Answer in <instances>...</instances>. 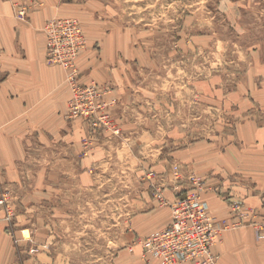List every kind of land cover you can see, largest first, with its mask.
Returning a JSON list of instances; mask_svg holds the SVG:
<instances>
[{
    "label": "rangeland",
    "instance_id": "1",
    "mask_svg": "<svg viewBox=\"0 0 264 264\" xmlns=\"http://www.w3.org/2000/svg\"><path fill=\"white\" fill-rule=\"evenodd\" d=\"M64 2L94 48H106L114 59L115 73H126V137L122 118L113 119L108 110L116 136L92 132L82 122L81 158L92 155L99 140L104 143L105 160L92 180L55 194L24 187L6 192L11 221L0 208L16 247L15 264H128L136 248L143 260L138 240L157 230L148 232L154 223L149 220L140 232L133 218L151 202V209H165L153 200L148 174L161 176L169 200L174 174L182 194L191 188V176L202 195L212 192L223 200L208 169L214 164L218 172L222 162L215 157L239 148V127L250 119L246 109L264 67V0ZM229 178L217 183L234 184V174ZM237 201L251 210L226 198L229 221L236 220Z\"/></svg>",
    "mask_w": 264,
    "mask_h": 264
},
{
    "label": "crops",
    "instance_id": "2",
    "mask_svg": "<svg viewBox=\"0 0 264 264\" xmlns=\"http://www.w3.org/2000/svg\"><path fill=\"white\" fill-rule=\"evenodd\" d=\"M39 1L42 7L32 9L28 22L20 23L10 3L0 0V194L20 192L23 187L32 194H55L57 189L83 183L84 178L92 180L106 156L100 151L104 143L99 144V140L92 155L81 158L84 126L80 120L66 118L70 93L64 72L46 63L43 25L54 17L75 16L71 14L73 9L64 0ZM85 30L86 48L77 60L80 82H94L108 90L102 101L116 100L108 110L113 119L122 118L119 125L126 137V73H115L114 59L107 58L106 48H94ZM257 78L252 106L246 109L250 119L238 130L239 148L226 149L215 157L214 162H222L218 171L222 174L214 169V164L208 169L215 179L210 182H216L213 189L223 200L212 192L202 197L211 214L218 218H227L229 211L224 200L233 198L254 209L257 222L264 223V67ZM233 174L234 184L232 180L217 183ZM151 203L133 218L140 232L149 220L154 223L148 232L159 230L170 221L168 210L151 209L156 207ZM147 205L142 201V206ZM3 217L0 208V264H15L16 247ZM212 252L218 257L216 264H264V234H257L251 226L225 232ZM139 254L140 248H136L128 264H144ZM149 264L158 262L151 260Z\"/></svg>",
    "mask_w": 264,
    "mask_h": 264
},
{
    "label": "built area",
    "instance_id": "3",
    "mask_svg": "<svg viewBox=\"0 0 264 264\" xmlns=\"http://www.w3.org/2000/svg\"><path fill=\"white\" fill-rule=\"evenodd\" d=\"M5 1L10 3L13 15L20 23H27L29 12L43 5L39 0ZM42 31L45 35L46 63L63 70L64 83L70 93L66 118L86 123L92 132L105 130L116 136L118 130L107 114L108 109L115 106L116 100L103 102L102 98L109 93L108 90L101 89L94 82H80L77 60L86 48V39L77 19L51 18L44 23ZM149 177L153 200L158 207L168 209L170 221L162 229L138 240L146 264L151 260L158 264H216L218 257L212 249L223 233L251 226L257 234H264V223L257 222V215L241 202L237 201L232 209L235 221L212 215L202 197L201 183L191 176V188L182 194L180 177L173 175L175 182L170 189L174 195L171 200L163 195L161 176L150 173ZM0 207L6 212L5 220L11 221L6 192L0 194ZM245 219H249V223L245 224Z\"/></svg>",
    "mask_w": 264,
    "mask_h": 264
}]
</instances>
